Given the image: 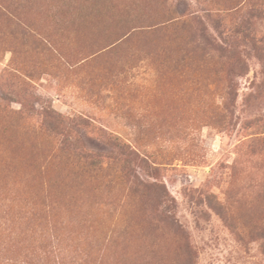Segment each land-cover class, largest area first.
Wrapping results in <instances>:
<instances>
[{
    "label": "rangeland",
    "instance_id": "1",
    "mask_svg": "<svg viewBox=\"0 0 264 264\" xmlns=\"http://www.w3.org/2000/svg\"><path fill=\"white\" fill-rule=\"evenodd\" d=\"M0 225V264H264V0H0Z\"/></svg>",
    "mask_w": 264,
    "mask_h": 264
},
{
    "label": "trees",
    "instance_id": "2",
    "mask_svg": "<svg viewBox=\"0 0 264 264\" xmlns=\"http://www.w3.org/2000/svg\"><path fill=\"white\" fill-rule=\"evenodd\" d=\"M104 133H106V135H108L107 138L109 140L110 139L120 140L117 136L116 137L111 136L109 132H104ZM115 142H117L116 144H120L118 147L126 146L125 143H119L118 141H115ZM118 160H119V157H118ZM83 161H84L82 163L83 167L95 166V169H99V170H104L105 165H108V163L104 165L102 163V158H100V157H97V162L93 159L90 162H87L85 160H83ZM126 182H127L129 188L130 187L137 188L139 185H142L143 187H145L147 185L143 181H140L139 179H138V182L129 181V179H127ZM50 187H51V185H47V189H46L47 194L44 195V197H47L48 199H49V197H52V188H50ZM12 196L13 197L9 198L11 200L8 199L9 202L7 204V210L8 211L11 210L13 208V206L15 205L16 209L17 208L19 209L18 213H17V216L19 219L17 218V221L19 222V225L24 224L23 228L17 227L15 229V232H14V230L10 229V233H14V234L16 233L18 236L22 235L23 233H29V235H32L34 233V231L36 230L34 227V224H36L37 228H39V227L41 228L40 231H43L42 225L47 223L48 220H52V217L50 216V210L52 208V205H55V206L58 205V201H52V199H51V201H48V203L46 202V200H44V201L42 200L38 203V202H36V200H32L30 198H24V199H21V201H18L19 206H17L14 203V201L16 199L15 197H17V196H15V195H12ZM53 198H54V196H53ZM18 200H20V198H18ZM38 200L39 199L37 197V201ZM79 202H80V200L77 202V204ZM0 227H1V225H0ZM0 232H1V228H0ZM6 240H8L10 242L11 238L9 237ZM0 242H1V239H0Z\"/></svg>",
    "mask_w": 264,
    "mask_h": 264
}]
</instances>
